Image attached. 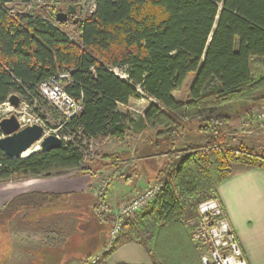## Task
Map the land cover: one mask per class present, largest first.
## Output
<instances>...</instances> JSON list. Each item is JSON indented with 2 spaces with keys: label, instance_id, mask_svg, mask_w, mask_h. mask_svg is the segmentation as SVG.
I'll return each mask as SVG.
<instances>
[{
  "label": "trees",
  "instance_id": "obj_1",
  "mask_svg": "<svg viewBox=\"0 0 264 264\" xmlns=\"http://www.w3.org/2000/svg\"><path fill=\"white\" fill-rule=\"evenodd\" d=\"M14 1L0 0V104L29 92L45 105L37 85L67 74L60 82L83 110L68 121L62 117L59 131L72 139L59 149L18 158L0 150V181L80 169L91 141L123 142L133 135L135 119L120 109L133 99L153 100L142 124L154 133L135 148L138 158L156 155L162 141L176 147L189 124L224 139L238 115L232 113L236 106L247 111L264 98L259 95L264 71L255 74L252 68L254 58L264 59V0H95L94 11L80 24L79 42L49 19L12 15L8 4ZM111 66L127 67L126 77ZM189 77V98L176 99L173 93ZM214 148L186 154L173 174L174 185L166 181L155 201L125 223L154 264L148 243L162 228L183 221L189 198L217 197L218 184L236 164L264 167V154L253 149ZM127 153L107 156L116 164L129 158ZM58 198L49 192L19 195L0 211V221L22 206Z\"/></svg>",
  "mask_w": 264,
  "mask_h": 264
},
{
  "label": "crops",
  "instance_id": "obj_2",
  "mask_svg": "<svg viewBox=\"0 0 264 264\" xmlns=\"http://www.w3.org/2000/svg\"><path fill=\"white\" fill-rule=\"evenodd\" d=\"M134 101L139 100L130 103ZM133 118L136 121L134 115ZM157 159H125L119 167L121 174L99 203L94 202L97 181L113 167L98 172L89 169L72 173L69 171L76 169H70L0 181V211L22 194L59 195L52 203L22 206L10 218L0 221V249L1 241L4 243L0 255H8L5 264H87L108 238V219L153 181L159 166ZM217 194L247 263L264 264V167L234 165L232 173L218 184ZM126 230L124 226L106 264H154L146 249Z\"/></svg>",
  "mask_w": 264,
  "mask_h": 264
},
{
  "label": "rangeland",
  "instance_id": "obj_3",
  "mask_svg": "<svg viewBox=\"0 0 264 264\" xmlns=\"http://www.w3.org/2000/svg\"><path fill=\"white\" fill-rule=\"evenodd\" d=\"M70 6L75 7V15L64 22L58 21L56 19L57 13L61 10L63 12L68 10ZM8 8L12 15L34 13L35 15L49 19L60 29L64 30L71 40L79 42L80 24L93 12L95 8V0H30L29 2L15 0L8 4ZM126 68L127 67L125 66H111V70L123 78L126 77ZM252 68L255 74L263 72L264 59L254 58L252 60ZM191 81L192 77H189L183 87L173 93V96L178 100L188 99ZM61 85L63 86L62 83ZM259 95L260 97H264V92H260ZM138 100L139 101L130 103L127 108L121 106L124 110L128 109L131 111L132 115L136 118L135 124L133 125V135L127 137L123 142L113 138L106 141H91L88 150L90 154L85 159L82 167L80 169L69 171L76 173L81 172L83 169H95L96 172H98L102 168L107 169L108 167H113L109 171H106L101 175L99 174L100 177L95 187L96 199L94 202L96 203L100 202L98 199L105 197L106 191L110 188L112 182L121 174L122 170L119 169V167L121 166L122 168V164H124L123 162L121 163L120 160H116L117 163L113 164L112 162L115 158L108 157L107 155L127 151L128 153L125 154L126 156L136 158L134 153L135 148L140 145L147 133L149 135L154 133L152 132L153 130H149L148 132L146 128H143L144 126L142 124V113L153 100L146 96H143ZM27 105L41 115L42 124L45 126L46 134L62 135L59 131L62 113L58 109H55V107L46 99L45 105H34V103L30 101H28ZM260 107H264V98L254 103V105L247 111H252ZM244 110L245 109L240 107V105H237L235 110L232 111V113H238V115H234L231 129L225 133L224 139H221L215 133L204 134L199 131L197 125L189 124L185 128L183 140L180 144L178 143L176 147L174 146L171 149V143L160 140L162 141L163 146L159 148L156 155H153L158 158L159 166L156 169L155 176L151 183H165L166 181H169L174 185L173 174L181 159L186 154L193 151L202 150L207 152L211 151L214 147L225 149L227 146V148L230 147L232 149H253L257 153L264 154V128L259 124L245 125L242 122V118L247 111ZM71 139V137L65 138L67 141ZM39 151H41V148H39ZM130 158H128V160ZM125 164H127V167H131L128 166L127 162H125ZM53 174H56V172L52 173V175ZM109 176L112 177V180L107 186L106 183L108 182ZM210 198L216 197H205L203 193H200L197 197L189 198L184 203L185 216L183 221L178 225L162 228L158 235H156V239L153 237L152 240H150L148 245L158 264H217L211 256L214 251L211 241L201 228L204 220V214L201 212V205ZM108 225L110 227L109 230H111L113 227L112 218L108 219ZM129 230V227L127 226L126 231H128V233L130 232ZM3 246L4 243L2 240L1 249ZM7 256L8 255H0V264L6 263L5 258Z\"/></svg>",
  "mask_w": 264,
  "mask_h": 264
},
{
  "label": "built area",
  "instance_id": "obj_4",
  "mask_svg": "<svg viewBox=\"0 0 264 264\" xmlns=\"http://www.w3.org/2000/svg\"><path fill=\"white\" fill-rule=\"evenodd\" d=\"M63 77H68V75H56L48 80L40 82L37 85V91L44 99L51 103L55 109H58L62 113V117L65 121H68L82 112L83 104L74 99L64 90V87L60 82V78ZM10 96L5 102L0 104V121L11 113H15L20 115L18 118L22 125L34 123L43 125L41 115L31 107H28L29 104L27 105L28 101L34 103V105H38L39 100L37 96L29 92H27L26 96L18 95L21 100L18 107H15L10 102ZM242 119V122L245 125L259 124L264 128V107L247 111ZM60 137L64 140L65 138H68V136L64 134ZM89 154V151H87L86 158ZM111 180L112 177L109 176L108 182L106 183L107 186L111 183ZM163 186L164 183L162 182L150 183L142 192L136 194L119 207L118 211L112 216L113 227L109 232L102 250L92 254L89 257L87 264H106V258L114 251L119 242L120 234L125 223L131 220L135 215L144 211L152 202H154L156 197L162 192ZM201 212L204 214L201 228L211 241L214 249L211 256L215 263L248 264L244 257L242 247L237 239L236 232L218 198H210L202 203Z\"/></svg>",
  "mask_w": 264,
  "mask_h": 264
},
{
  "label": "water",
  "instance_id": "obj_5",
  "mask_svg": "<svg viewBox=\"0 0 264 264\" xmlns=\"http://www.w3.org/2000/svg\"><path fill=\"white\" fill-rule=\"evenodd\" d=\"M75 13V7L70 6L66 12L62 10L58 12L56 19L64 22L69 15H75ZM9 100L15 107H18L21 101L17 94L11 95ZM0 131L2 133L0 150L12 158L23 157L24 152L38 143L43 152L59 149L64 144V139L59 135L46 134L44 125L37 123L22 125L15 113H11L0 121Z\"/></svg>",
  "mask_w": 264,
  "mask_h": 264
},
{
  "label": "bare ground",
  "instance_id": "obj_6",
  "mask_svg": "<svg viewBox=\"0 0 264 264\" xmlns=\"http://www.w3.org/2000/svg\"><path fill=\"white\" fill-rule=\"evenodd\" d=\"M39 148H40V146L38 143V144L34 145L32 148H30L29 150H27L26 152H24L23 157H27L30 154L39 151Z\"/></svg>",
  "mask_w": 264,
  "mask_h": 264
},
{
  "label": "flooded vegetation",
  "instance_id": "obj_7",
  "mask_svg": "<svg viewBox=\"0 0 264 264\" xmlns=\"http://www.w3.org/2000/svg\"><path fill=\"white\" fill-rule=\"evenodd\" d=\"M66 11H67V10H66ZM66 11H65V12H66ZM72 16H73V15H69L67 19H69V18L72 17Z\"/></svg>",
  "mask_w": 264,
  "mask_h": 264
}]
</instances>
